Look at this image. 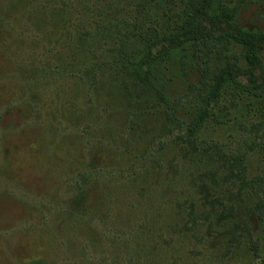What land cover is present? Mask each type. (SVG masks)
<instances>
[{"label": "trees", "instance_id": "trees-1", "mask_svg": "<svg viewBox=\"0 0 264 264\" xmlns=\"http://www.w3.org/2000/svg\"><path fill=\"white\" fill-rule=\"evenodd\" d=\"M256 4L264 8V0L38 6L41 53L36 60L32 50L38 66L33 76L25 67V89L37 80L54 113L80 112L93 151L71 210H82L110 169L95 158L107 150L124 161L118 171L138 196L163 198L178 240L202 246L211 263L264 264V27L242 21ZM13 31L0 24V35L11 40Z\"/></svg>", "mask_w": 264, "mask_h": 264}, {"label": "rangeland", "instance_id": "rangeland-1", "mask_svg": "<svg viewBox=\"0 0 264 264\" xmlns=\"http://www.w3.org/2000/svg\"><path fill=\"white\" fill-rule=\"evenodd\" d=\"M43 1L0 0V24L14 29L11 40L0 35V264H215L202 246L178 240L163 198L138 196L121 178L124 161L114 152L95 157L111 167L82 210H71L93 151L80 112L54 113L57 102L37 80L25 89V67L33 76L38 66L32 50L40 59L33 15ZM261 6L242 14L244 25L264 27Z\"/></svg>", "mask_w": 264, "mask_h": 264}]
</instances>
